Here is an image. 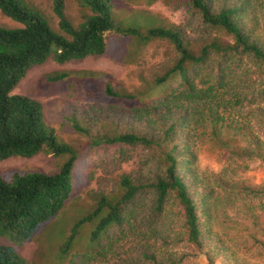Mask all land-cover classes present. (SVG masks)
I'll return each instance as SVG.
<instances>
[{"label": "trees", "instance_id": "16d2710c", "mask_svg": "<svg viewBox=\"0 0 264 264\" xmlns=\"http://www.w3.org/2000/svg\"><path fill=\"white\" fill-rule=\"evenodd\" d=\"M77 2L86 14L83 22L75 26L66 16L65 0H53L60 33L41 11L24 0H0L2 14L21 25L0 26V162L13 157L32 158L40 153L68 157L54 173L16 172L7 179L0 172V240L8 242L0 243V264H29L13 245L30 240L43 224L65 208L75 189L74 168L78 160L73 147L61 141L46 123L42 104L13 91L31 68L50 59L64 64L104 56L114 34L143 44L167 39L175 45L180 58L141 99L144 112L155 116L152 131L105 137L94 140L92 146L117 145L121 148L119 156L127 162L132 150L137 153L158 147V133L166 141H175V145L159 154L158 166L151 175L140 170L124 175L119 196H101L98 206L76 222L62 252L70 249L83 225L95 223L90 236L97 243V254L113 251L129 232L136 236V241H142L135 264H190L202 252L208 264H215L218 259L222 264H251L231 247L229 233L219 229L218 208L222 202L221 212L234 224H242L245 219L251 222L257 232L249 236L254 245L264 249V236L260 237V233L264 234V202L246 201L247 197H264V183L254 187L248 181L214 174L198 192L205 183L204 176L199 178L198 171L192 169L195 156L186 153L187 145L182 146L193 137L189 131L184 133L186 128L194 130L198 121L204 128L224 122L222 127L235 131L241 124L235 125L232 117L226 118L227 109L264 97V44L243 23L250 14L251 0H188L204 36L226 33L233 39L226 45L214 41L204 46L199 56L185 46L188 40L181 30L124 28L114 20L112 0ZM259 2L264 11V0ZM246 64L251 67L240 77L243 94L236 91L235 79L229 86L225 78L229 72L235 77L237 69H244ZM208 68L219 72V80L212 76L203 80L201 74ZM64 76L59 74L50 80L59 81ZM105 91L109 96H119L109 86ZM259 110L264 126V110ZM75 128L86 133L85 129ZM213 134L217 135L216 130ZM244 138L250 147H240L236 152L264 162V138L252 131L246 132ZM217 189L222 195H216ZM173 206L175 214L171 213Z\"/></svg>", "mask_w": 264, "mask_h": 264}, {"label": "rangeland", "instance_id": "374dc122", "mask_svg": "<svg viewBox=\"0 0 264 264\" xmlns=\"http://www.w3.org/2000/svg\"><path fill=\"white\" fill-rule=\"evenodd\" d=\"M24 1L41 11L51 27L60 32L58 18L53 13V0ZM112 2L114 20L120 26L139 30L150 27L181 30L188 40L185 46L197 56L201 54L204 46L211 45L214 41L221 45L233 42L232 37L226 33L204 36L200 22L193 16L188 0H112ZM65 5L66 16L75 26L83 22L86 11L80 7L77 0H65ZM260 8L259 0H251L248 8L250 14L244 18L243 23L247 29L254 30V36L264 44V11ZM0 26L17 28L21 25L0 11ZM179 58L175 45L167 39H154L143 44L134 38L114 34L104 56L88 57L64 64H58L50 59L43 65L31 68L15 88L13 94L27 96L42 104L48 126L55 130L61 141L73 147L78 155L74 168L75 189L65 208L43 224L30 240L18 246L13 245L29 264L136 263L137 250L142 241H136V236L133 237L132 232H129L127 237L107 255L97 254L95 250L97 243L91 241L90 236L95 223L83 225L70 249H67L66 253L62 251L76 222L98 206L101 196L110 198L119 196L123 192L121 180L124 175L138 170L151 175L158 166L159 154L174 147L175 141H166L164 136L158 133L156 134L158 141L155 143L158 147L151 150L141 149L137 153H133L132 150L129 152V161L123 162L119 156L121 149L119 146L103 143L94 147L92 142L130 131L144 132L148 129L150 132L155 116L144 112L141 99L150 87L155 85L156 79L172 68ZM249 67L251 65L246 64L244 69H237L238 74L235 77L229 72L225 82L232 86L230 81L235 79L236 91L244 94V86H240L239 81L243 71ZM59 74H64V78L59 81L50 80ZM218 74L217 70L213 72L208 68L201 75L203 80L211 76L213 80H219ZM199 80L200 78H197L196 82ZM107 86L119 96L107 95L105 91ZM200 86L198 85L199 88ZM226 98H230V94ZM144 100L147 101V98ZM259 109L264 110L262 96L253 102L246 100L234 109H227L226 118L232 117L231 121H234L235 125L241 124L236 126L235 131L222 127L224 122L204 128L198 121L194 130L186 128L184 133L189 131L193 137L189 143L183 142L182 146L187 145L186 153L195 156L192 169L198 171L199 178L202 179L204 176L205 183H202L198 192L208 185L207 180L213 178L214 174L248 181L254 187L264 183V162L260 159L244 158L236 152L240 147H250L244 138L246 132L252 131L264 138V126L260 122ZM238 118L239 120L235 121ZM75 126L85 129L86 133L78 131ZM240 127L242 131L239 130ZM213 130H216L217 135L213 134ZM67 159V156L57 158L48 153H40L32 158L13 157L0 162V172L7 179L16 172L54 173ZM179 167L181 168V165ZM222 193L217 189L216 195ZM246 201L256 204L264 202V197H247ZM219 204V229L229 233V237L232 238L231 247L237 250L244 261L264 264V249L261 250L254 245L249 236L250 233L257 232V229L246 219L243 223L238 222L242 224L232 223L231 218L221 212L222 202ZM172 208L171 213L175 214L177 210L174 206ZM262 235L264 236L260 233V237ZM0 243L8 244L7 240H0ZM195 261L198 264H208L203 252ZM195 261L190 264H194ZM215 264L222 263L218 259Z\"/></svg>", "mask_w": 264, "mask_h": 264}]
</instances>
